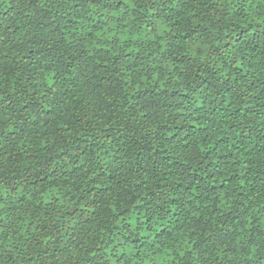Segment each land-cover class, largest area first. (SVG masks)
I'll return each instance as SVG.
<instances>
[{
  "label": "trees",
  "instance_id": "trees-1",
  "mask_svg": "<svg viewBox=\"0 0 264 264\" xmlns=\"http://www.w3.org/2000/svg\"><path fill=\"white\" fill-rule=\"evenodd\" d=\"M0 264H264V0H0Z\"/></svg>",
  "mask_w": 264,
  "mask_h": 264
}]
</instances>
